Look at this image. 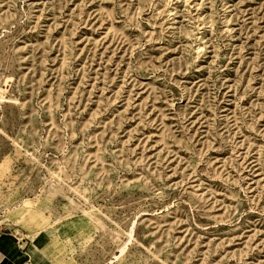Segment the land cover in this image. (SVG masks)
<instances>
[{
    "label": "rangeland",
    "instance_id": "374dc122",
    "mask_svg": "<svg viewBox=\"0 0 264 264\" xmlns=\"http://www.w3.org/2000/svg\"><path fill=\"white\" fill-rule=\"evenodd\" d=\"M0 229L44 264H264V0H0Z\"/></svg>",
    "mask_w": 264,
    "mask_h": 264
},
{
    "label": "crops",
    "instance_id": "0c3cea01",
    "mask_svg": "<svg viewBox=\"0 0 264 264\" xmlns=\"http://www.w3.org/2000/svg\"><path fill=\"white\" fill-rule=\"evenodd\" d=\"M12 235V232H0V264H44L40 255L44 244L28 238L15 240Z\"/></svg>",
    "mask_w": 264,
    "mask_h": 264
},
{
    "label": "bare ground",
    "instance_id": "6f19581e",
    "mask_svg": "<svg viewBox=\"0 0 264 264\" xmlns=\"http://www.w3.org/2000/svg\"><path fill=\"white\" fill-rule=\"evenodd\" d=\"M124 251V250H123ZM116 259H118V257H116Z\"/></svg>",
    "mask_w": 264,
    "mask_h": 264
},
{
    "label": "built area",
    "instance_id": "2783aa9c",
    "mask_svg": "<svg viewBox=\"0 0 264 264\" xmlns=\"http://www.w3.org/2000/svg\"><path fill=\"white\" fill-rule=\"evenodd\" d=\"M0 232H2V230L0 229Z\"/></svg>",
    "mask_w": 264,
    "mask_h": 264
}]
</instances>
